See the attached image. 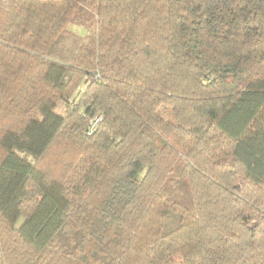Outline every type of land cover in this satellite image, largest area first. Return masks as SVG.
<instances>
[{
    "label": "trees",
    "instance_id": "1",
    "mask_svg": "<svg viewBox=\"0 0 264 264\" xmlns=\"http://www.w3.org/2000/svg\"><path fill=\"white\" fill-rule=\"evenodd\" d=\"M0 264H264V0H0Z\"/></svg>",
    "mask_w": 264,
    "mask_h": 264
},
{
    "label": "rangeland",
    "instance_id": "2",
    "mask_svg": "<svg viewBox=\"0 0 264 264\" xmlns=\"http://www.w3.org/2000/svg\"><path fill=\"white\" fill-rule=\"evenodd\" d=\"M76 31L79 32H83L82 28H74ZM62 106H64L63 104L59 106V108L57 109L59 113H62Z\"/></svg>",
    "mask_w": 264,
    "mask_h": 264
}]
</instances>
